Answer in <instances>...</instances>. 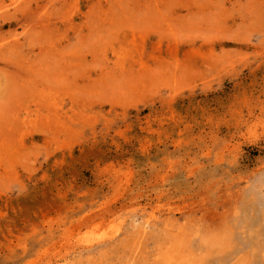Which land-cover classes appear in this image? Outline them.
<instances>
[{
	"label": "rangeland",
	"instance_id": "obj_1",
	"mask_svg": "<svg viewBox=\"0 0 264 264\" xmlns=\"http://www.w3.org/2000/svg\"><path fill=\"white\" fill-rule=\"evenodd\" d=\"M0 264H264V0H0Z\"/></svg>",
	"mask_w": 264,
	"mask_h": 264
},
{
	"label": "bare ground",
	"instance_id": "obj_2",
	"mask_svg": "<svg viewBox=\"0 0 264 264\" xmlns=\"http://www.w3.org/2000/svg\"><path fill=\"white\" fill-rule=\"evenodd\" d=\"M172 257V256H171Z\"/></svg>",
	"mask_w": 264,
	"mask_h": 264
}]
</instances>
